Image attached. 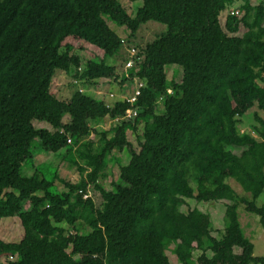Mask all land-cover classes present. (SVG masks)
Masks as SVG:
<instances>
[{
  "label": "trees",
  "instance_id": "16d2710c",
  "mask_svg": "<svg viewBox=\"0 0 264 264\" xmlns=\"http://www.w3.org/2000/svg\"><path fill=\"white\" fill-rule=\"evenodd\" d=\"M128 1L140 2L133 16L117 0H0V222L17 219L23 232L18 243L0 240V259L170 264L165 252L173 245L179 264H264L237 214L242 206L264 230V203L256 206L264 191V120L254 114L252 133L237 129L250 109L264 115V0ZM106 20L125 28L136 52L128 78L126 43ZM148 22L166 32L142 46L136 34ZM239 25L241 37L223 31L235 34ZM76 52L88 57L84 64ZM169 66L181 70L179 83L168 82ZM58 72L91 86H143L134 101L106 108L75 86L59 97ZM104 120L112 122L108 130L93 129ZM128 132L142 140L138 153ZM37 148L53 156L64 150L61 159L79 181L56 174L48 181L38 167L25 176ZM124 151L130 159L119 168L121 184L106 191L100 181L109 156ZM56 181L64 191L53 190ZM186 200L225 202L222 231L196 208L182 212Z\"/></svg>",
  "mask_w": 264,
  "mask_h": 264
},
{
  "label": "rangeland",
  "instance_id": "374dc122",
  "mask_svg": "<svg viewBox=\"0 0 264 264\" xmlns=\"http://www.w3.org/2000/svg\"><path fill=\"white\" fill-rule=\"evenodd\" d=\"M124 10L127 12L128 15L133 16L136 12L138 6H140V2L131 3L128 0H117ZM260 0H250V4L252 6H256ZM241 4L238 2L235 4L234 8L238 9L237 7ZM233 8V9H234ZM236 11V10H235ZM241 12V11H240ZM238 13V18L242 16V13ZM106 23L109 29L115 33L119 38H121L124 42L128 36V32L125 28L119 27L114 23L106 20ZM220 23L222 27L224 26L225 19L222 15L220 17ZM264 25V23H263ZM223 31L231 37H241L245 32L246 29L239 25L238 31L235 34H229L223 29ZM166 32L165 26L160 25L158 23L148 22L147 24L143 25L136 34V43L140 45H145L146 43L153 41L156 37L164 34ZM126 43V42H125ZM130 45V44H129ZM126 49H128V44H125ZM81 62L84 64L87 60V56L82 52H76ZM112 63V61H110ZM118 63L114 62V64ZM113 64V63H112ZM166 73V78L169 81H173L175 83H179L181 80V70L175 66H169L164 68ZM73 74V73H72ZM72 74L64 75L63 73H56L54 77V88L57 91V94L61 98H69L73 93L74 89L72 86L77 87L76 89L79 90L81 93L92 96V97H101L103 102L105 103H112L114 101H118L120 99L128 98L134 90V85H130L129 83H124V85H119L118 82L112 83L110 87L105 85V83H99L97 86H91V84H87L85 81L76 79L73 81ZM73 89V90H72ZM131 90V91H130ZM110 91V92H108ZM112 95V96H110ZM159 109H162V106H159ZM254 114H257L258 117L264 120V115L262 111H259L256 107L250 109L240 120L239 125L237 127L238 132L241 134L246 131H250L252 133V126H256V123L253 119ZM69 121L68 116H65L63 119L64 123ZM112 125V122L108 120H104L99 125L94 126L93 129L98 130H108L109 127ZM33 126L38 128H46L50 129L48 126L44 124L33 123ZM101 128V129H100ZM142 133V125L140 127L139 134ZM127 138L129 142L133 146V150L138 153L139 152V145L142 143V140L136 139L131 132L127 133ZM92 139L96 140V137L93 135ZM34 146H37L36 143ZM64 150L60 151L57 155L53 156L50 154L43 153L39 148L33 151V160L32 162L26 163L23 167L22 173L29 177L33 174L34 168L38 167V170L42 172L45 179L50 181L53 174H56L58 179H63L70 183H77L79 181V175L76 169L69 164V161L61 159ZM234 153L238 154L239 150H235ZM130 156L129 154L124 151L122 153L113 152L111 156H109L107 169L105 172V178L100 181V184L106 191H112L113 186L112 184H121L119 181V168L120 166H124L129 162ZM229 185L235 190V192L241 196H247L241 188L233 181H228ZM53 190H58L60 192L64 191L63 187L59 184V182H54ZM98 200H95V204L98 205ZM185 206H181L180 210L182 212H187L188 210H192L194 208L198 209L199 211L206 213L209 215L212 226L214 231H222L223 229V216L225 210V202H209V203H196L194 200H186ZM264 203V191L256 200V206L260 207ZM237 214L239 218L240 228L242 231L243 236L248 239L254 247V254L255 256H264V230L258 224V218L255 215L245 213L242 206H239L237 209ZM65 226V225H62ZM216 233V232H214ZM23 237V232L21 230V225L17 219L14 218H6L1 220L0 222V240L6 243H18ZM174 248L173 245H170L166 249V256L169 260L170 264H179L172 254V249ZM197 253H194V257ZM9 260L14 261L16 257H12L10 259L1 258L0 264H8Z\"/></svg>",
  "mask_w": 264,
  "mask_h": 264
},
{
  "label": "built area",
  "instance_id": "2783aa9c",
  "mask_svg": "<svg viewBox=\"0 0 264 264\" xmlns=\"http://www.w3.org/2000/svg\"><path fill=\"white\" fill-rule=\"evenodd\" d=\"M127 53H128V59L125 62V64L123 65V68H122L123 76H125L126 78L129 77V71H130V69L134 68L135 65H136V59H135V56H136L135 53L136 52H135V50L133 48H129V49H127ZM73 81H76L77 82L76 79H73ZM134 81L135 82L132 84V85H134V88H133L134 90H132V93L130 94V97L124 98L128 102H132V101L135 100L136 96L139 95V88H141L143 86V83L141 81H136V80H134ZM167 93L170 94L171 91L168 90ZM110 96H112V95H110ZM114 102H112V103H114ZM112 103H106V108H109ZM126 114H127L126 118H129L132 113H131V111H128L127 110L126 111ZM68 143H69V141H68Z\"/></svg>",
  "mask_w": 264,
  "mask_h": 264
},
{
  "label": "clouds",
  "instance_id": "9594fccd",
  "mask_svg": "<svg viewBox=\"0 0 264 264\" xmlns=\"http://www.w3.org/2000/svg\"><path fill=\"white\" fill-rule=\"evenodd\" d=\"M130 91H131V90H130ZM170 91H171V90H170ZM170 94H171V93H170ZM96 98H98V99H101V97H99V96H98V97H96ZM159 101H161V99H159Z\"/></svg>",
  "mask_w": 264,
  "mask_h": 264
},
{
  "label": "crops",
  "instance_id": "0c3cea01",
  "mask_svg": "<svg viewBox=\"0 0 264 264\" xmlns=\"http://www.w3.org/2000/svg\"><path fill=\"white\" fill-rule=\"evenodd\" d=\"M254 256H255V254H254Z\"/></svg>",
  "mask_w": 264,
  "mask_h": 264
}]
</instances>
